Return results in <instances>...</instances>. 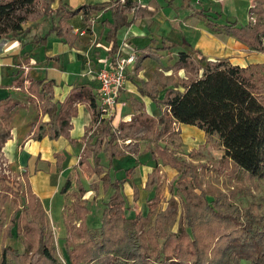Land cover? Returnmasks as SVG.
<instances>
[{
	"label": "trees",
	"instance_id": "obj_1",
	"mask_svg": "<svg viewBox=\"0 0 264 264\" xmlns=\"http://www.w3.org/2000/svg\"><path fill=\"white\" fill-rule=\"evenodd\" d=\"M34 4H39L42 22L49 25L44 36L30 38L29 44L36 47L45 46L48 35L71 45L75 37L70 34L69 19L80 14V21L91 26L92 13L108 11L109 20L104 19L102 25L106 28L103 39L111 45L107 52L110 59L118 48V31L140 19L152 18L155 13L131 0L123 3L107 0L77 8L69 7L62 0H0V40L10 38L21 42L26 38L29 29H21L24 19L15 13L26 12L25 7ZM254 5L249 9V14L255 16L253 22L244 26L228 22L220 30L249 50L264 53V0H255ZM129 11H132V18L127 21L125 13ZM207 25L216 30L209 23ZM172 47L169 45L166 50ZM188 48L190 54L179 53L176 62L165 69L174 74L183 70V77L172 80L159 76L154 82H146L136 89L139 97H145L159 109V114L150 117L138 112L129 122H119L117 129L111 125L113 118L99 120L96 93L90 88L74 86L63 101L53 102L50 96L45 97V87L50 91L51 82L42 85L41 81H33L28 87L27 92L38 100L40 115L47 118L35 125L34 139L56 140L62 136L75 115L76 103L87 105L90 115L87 130L98 122L90 135L85 131L82 136L84 159L81 160L92 159L88 176L96 177L100 187L110 190L111 194L101 210L100 226L94 232L85 225V201L81 198L86 191L79 188V198L73 205L78 213L76 231L81 241L64 251L65 264H264V214L260 206L254 203L253 207L248 205L240 209L230 195L218 193L209 197L199 188L197 164L179 158L172 146L161 144L168 135H178V130L174 131L175 124L192 126L203 133L205 142L208 138H216L222 151L221 170L233 168L249 181L264 179V66L241 67L229 63L226 58L206 61L198 51ZM153 56L140 55L135 63L145 57L156 59ZM15 84L21 86L20 77ZM14 105L17 103L10 100L1 102V117L5 116L3 110L9 111ZM135 125L144 128L148 140L143 151L146 150L154 161L152 170L146 175L144 190L149 192L155 186L159 166L173 169L182 185L181 214L174 207L173 198L166 201L164 208L155 211L157 199L153 196L145 201L147 212L144 216L139 211L132 217L125 215L127 207L122 187L131 180L135 166L123 170V177L117 179L112 161L122 154L118 142L123 137L131 138L129 133L122 135L123 127L132 129ZM95 149L104 154L105 166L99 163ZM198 153L191 150L187 157H196ZM141 165L137 162V166ZM69 184L66 179L60 194L66 192ZM237 186V192H242V184ZM25 187L27 206L20 231L23 251L0 247V264H60L41 205L27 184ZM136 200V188L132 186V202ZM12 226L10 224L9 228ZM173 227H177L176 232L172 231Z\"/></svg>",
	"mask_w": 264,
	"mask_h": 264
},
{
	"label": "crops",
	"instance_id": "obj_2",
	"mask_svg": "<svg viewBox=\"0 0 264 264\" xmlns=\"http://www.w3.org/2000/svg\"><path fill=\"white\" fill-rule=\"evenodd\" d=\"M105 1L107 0H62L63 3L71 8H77L81 5H91ZM131 1L135 2L140 7H146L148 11H155V13L152 18L146 17L140 19L135 23L130 24L128 27L120 29L116 36L117 47H119L122 41H126V43L132 49H134L137 57L140 55H154L153 57L156 58L152 59L150 57H145L139 63H135V66L138 67L136 76L140 78L142 82L139 83L140 80L135 82L133 79V82L136 85H133L132 95L128 96L132 97V104H138V109H140L138 112H144L150 117H155L159 114V110L156 109L153 111L154 105L145 97H139L136 89L142 84L149 81L154 82L158 78L157 77L156 79H153L150 73L145 71L147 68L155 65V63H159L158 52L168 53L174 47L178 48V46L181 45L183 47H187V49L190 47L193 50L198 51L204 58L206 57V61H214L217 59H222V57L226 59L229 58L228 50L230 47L235 43L239 45L240 43L234 41L232 38L221 32L220 28L223 25H218L216 22V20L219 18V15L214 14L215 11H212L211 8H208V5L215 4L217 2L219 3L221 0ZM92 14H95L93 17V19L95 18V21L93 22L91 29L86 34L81 35V37H77L75 34H73L74 29L79 28L81 24H83L80 21V14L67 21L68 25L71 27L70 34L75 37V40L71 45L62 43L53 35L47 36V43L45 46L36 47L29 44L30 38L32 36H39L32 35L30 33V29L34 27V25L40 26L42 23L31 24L28 27L22 28H28L29 30L28 35L25 39H22L21 42L10 38H4L0 40V96L6 95L4 98H0V103L6 100L17 103V105H14L9 111L7 137L1 144L0 157H2L1 159L5 166L9 165L12 167L21 168L22 163L26 159V153L24 151H20L24 149L29 153L27 163L28 173L25 179L31 194L34 195V197H39L40 200L36 197L35 199L38 202H41V207L43 203L42 200L46 199L45 193L48 188H50V183H52L49 181L51 178L48 179L50 171L49 167L51 166V164H48L50 163V158L55 160V164L57 162L59 163V159L62 157H64V164H66V161L68 162L73 159V163L70 164L71 166H74L76 164V161L74 160L80 161L83 156V134L86 131L88 136L93 130H91L92 127L90 130H87L90 123V115L87 105L85 103H76L75 115L69 120V127L62 136L56 140H49L47 137H42L39 140L34 139L32 136L35 125L38 122H45L47 118L46 116L40 115V111L38 109V100L32 94H29L27 89L33 81H41L42 85H46L48 82H51L52 85L51 90L49 91V96L53 102L63 101L68 92L74 86H84L87 88H89L88 86H92L96 89L97 82L94 80V75L96 76L97 70L101 67L100 61L107 57V53L103 48L106 45H110L103 39L106 33V28L102 25L104 19L109 20V12L100 11ZM125 15L127 21H130L132 18V11L125 13ZM160 17L161 19H159ZM212 18L214 19L213 21L211 20ZM72 22H74V25L71 24ZM193 22H197L199 25L196 26L193 24ZM161 23L163 24L160 25L159 28L161 32H157V30L150 31L153 26L157 24L159 25ZM207 23L216 27V30L213 31L210 29ZM163 28L164 30H172L174 28L179 29L181 33V40L177 42L167 38L164 34H162ZM182 28H184L186 32L181 30ZM153 42L154 44H152ZM169 45H173V47L169 50H166V47ZM39 48H42L43 50L40 53V57H37L35 52ZM229 62L231 63L230 59ZM155 66H153L151 72L155 70ZM132 67L133 65L127 69L126 74L132 69ZM142 72L143 77L145 76L144 78L142 77ZM164 72L166 71L164 70ZM175 74L177 77H183L182 70H177ZM175 74L173 73L172 75L176 76ZM19 77L22 80L21 86L15 84L16 79ZM162 78L164 79L165 77ZM129 86L130 85L124 81L121 91L118 95V107L111 123L113 129L115 127V129H117V124L119 122H123L124 120L125 122L123 123L129 122L127 119H130V117L134 115V113H132L133 111L131 110V106L128 104V100H125V95L127 94L126 91H129ZM21 90H23L24 93H22ZM161 96L162 92L159 94V98H161ZM22 98L25 100L22 101ZM31 108L35 110L36 117L31 115L29 118L28 113L29 109ZM17 109L22 110L25 115L19 121H15L14 125V112ZM138 112L135 111V113ZM22 128H25V130H22ZM17 130H22V134H16ZM177 130L180 132L178 149L183 150V148L186 149V146H192L193 143L189 139L191 135L198 139H205L203 133L201 131H197V129H194L192 126L175 124L174 131ZM124 139L128 142L130 140L127 137H124ZM80 143H82V147ZM203 143L204 140L202 144ZM199 144H201V142ZM191 148L193 147H190V149ZM76 150L79 151V155H76ZM38 153L40 154V157L39 160L35 162V157ZM119 157H124L125 160L129 158L127 154L122 153L113 159L112 164H114V166L115 159L119 160ZM148 163L150 162H146L145 165L143 164L144 166H137V162L132 165L140 168L144 174L142 177V184L140 187H136L138 191L137 198L143 197V200V194L149 193L144 190V183L146 181L145 176L152 170L150 164ZM135 172L136 169H134V173ZM117 173H119V171H117L116 174ZM84 196L81 198V200L85 201V204H83L85 208L87 203ZM139 201L136 203V205V201L133 202L132 208L134 209V212L139 211L140 209V205H138Z\"/></svg>",
	"mask_w": 264,
	"mask_h": 264
},
{
	"label": "rangeland",
	"instance_id": "obj_3",
	"mask_svg": "<svg viewBox=\"0 0 264 264\" xmlns=\"http://www.w3.org/2000/svg\"><path fill=\"white\" fill-rule=\"evenodd\" d=\"M254 1L255 0H221L219 3L216 1L217 3L208 5V8H211L212 11H215L214 14L219 15V18L216 20L218 25H225L228 22H235L238 26H244L248 22L254 21L255 16L249 14V9L254 5ZM25 8L26 12L24 10H21L15 13V15L23 17L24 19V21L20 25L21 29L28 27L31 24L42 23L40 24V26L34 25V27L30 29V33L32 35L44 36L48 31L49 25L47 22L41 21L43 20V17L39 4H34L31 7ZM94 15L95 14L90 15L91 26L80 23L81 26L77 29H74L73 34H75L77 37H81V35H79L80 32H82L83 35L86 34L91 29L92 24L95 21V18L93 19ZM159 19H161V17ZM211 20L213 21L214 19L212 18ZM71 24L74 25V22H72ZM193 24L196 26L199 25L197 24V22H193ZM160 25L163 24H157L155 25L156 27L153 26L150 31L157 30V32H161V30L159 29ZM214 28L216 29V27ZM181 30H184L186 32L184 28H182ZM162 32V34L173 41L175 40L179 42V40H181V33L179 29L174 28L172 30H164L163 28ZM262 42L263 41H261V43ZM152 44H154V42ZM42 50V48L36 50L35 53L37 57H40V53L42 52ZM179 53L190 54V51L189 48L187 49V47H183L180 45L178 46V48L174 47L168 53L158 52L159 63H155L156 66L153 65L156 67L155 70L151 72L153 69V66H151L145 71L150 73L153 79H156L159 76L165 77L164 79H176L175 77H177V75H172L174 72H172L171 70H166V72H164V70L167 67H171L173 63H175ZM228 56V61L230 59L231 63L234 65L242 67L254 64L264 66V53L249 50L242 44L239 45L235 43L234 45H232L228 50ZM201 65L204 64L201 63ZM137 69L138 67L133 64L132 69L127 72L125 80V82L130 85L128 87L129 91H126L127 94L125 95V100H128V104L129 106H131V110L133 111L132 113H134L133 116L137 114L135 113V111L138 112L140 111V109H138V104L134 105L131 103L132 97L128 96L132 95L133 85H136L133 82V79L135 80V82L140 80V78L136 76ZM94 80H96L95 75ZM141 82L142 81L140 80L139 83ZM88 87L91 88V91H94L95 89V87L92 86ZM21 92L24 93L23 90H21ZM45 94V97H49L50 95L47 87H45ZM4 96H0V98H4ZM24 98H22V101L25 100ZM153 107V111H155L156 109L159 110L156 106ZM3 111L6 112H4L5 116L3 118L1 117L2 115H0V141L7 137V126L10 110ZM28 114L29 118L31 115H33V117H36L35 110L33 108L29 109ZM24 115L25 114L24 112H22V110L17 109L14 112L13 124L15 125V121H19ZM133 116H131L130 118H132ZM117 125H119V123ZM22 130H25V128H22ZM22 130H17L16 134L19 133L21 135ZM126 133L131 134L129 142L123 137L118 142V147L122 150V153L127 154L129 158L125 160L124 157H119V160L115 159L114 161L115 166L113 164L114 169L117 168V171H119V173H117L115 176V178L118 179L123 177V170L131 167L136 162H142V164L144 165L146 164V162H150L148 164H150L151 169L154 166V161L149 158V154L146 152V150L143 151L144 147L147 145L148 140L144 134V128H139V126L137 127L135 125L132 129H129L124 126L122 129V135H125ZM179 134L180 132L178 133V135L176 133L168 135L164 142L161 144L172 146L175 149V152H177V156L179 158L181 157V159L187 162L197 164L195 172L197 174L199 188L203 191V193H205L209 197L214 196L218 193L230 195L233 199V203L240 209H243L248 205H250V207H253L252 204L255 203L260 206V211H262L261 214H264V179L249 181L247 179H243V176L237 173L233 168L221 170L219 159L222 155V151L216 138H208L205 142V139H198L195 136L191 135L189 139L193 143L192 146H186V149L183 148L182 150L178 149V141L180 139ZM203 140L204 143L202 144ZM198 142H201V144H199ZM80 144L82 147V143ZM190 147L193 148L190 149ZM191 150L199 151L198 155L193 158L187 157V153ZM22 151L26 153V159L22 163L21 168L12 167L9 165L5 166L1 159L2 157H0V247H10L12 249H16L18 252L23 251V246L21 245L22 235H20V231L21 227H23L22 216L24 213V209L27 206L26 196H24L25 194L27 195V192L24 191V188H26L25 184H27L25 178L28 173L27 163L29 158V153L24 149H22L20 152ZM75 152L76 155H79L78 150H76ZM94 153H96L99 159V163L105 166L106 160L104 154L98 151V149H95ZM39 157L40 154L38 153L35 157V162L39 160ZM82 159H84L83 156ZM74 161H76V164L74 166H71L70 164L73 163V159L68 162L66 161V164H64V157H62L61 159H59V163L57 162L55 164V160L53 158H50V163L48 164H51V166L49 167L50 171L48 179L51 178L49 181H51L52 183H50V188H48L45 193L46 199L42 200L43 203L41 207L44 212V217L47 221L48 228L52 234V246L54 249V253L57 261L60 264H65L63 255L64 251L66 249H69L72 244H76L81 241V236L76 231V227L78 226V213L76 207L73 205L74 200L76 198H79V188L86 191V194L84 196L87 203L85 205L84 214L85 225L88 230L94 232H96L100 226L99 218L101 210L109 195L111 194L110 190H106L100 187L96 177L88 176V168L92 167L93 165V161L91 158H87L85 161L80 160L82 161L80 164H77L79 160ZM135 169L136 172L132 176L131 180L125 183L122 188L125 205L128 207L125 212V215L127 217L133 216L134 213V209L132 208L133 202L131 198V186H134L135 188L140 187V185L142 184V177L144 175L140 168L135 167ZM158 169L159 172L155 186L151 191H149V193L142 192L145 193L143 194L144 200L143 197H140L137 198L138 200H136L135 202L136 205V203H138V201L140 200L138 204L140 205L139 212L143 216L147 212L145 201L152 198L153 196H155L157 199L155 211L164 208L166 206V201L173 198V201L175 202L174 207L176 206V210H178V213L180 212V203L182 201V185L175 177L176 172L173 169L163 166H159ZM66 178L69 179L70 187L66 190L65 194H59L60 189L64 186ZM240 183L242 184L243 191L237 192V188L235 189V187H238L237 185ZM93 189H96V191H94ZM136 192L138 197L137 189ZM195 192H198V190ZM35 197L39 199V197ZM10 224L13 225L11 229L9 228ZM8 228L10 229L9 231ZM176 230L177 227L172 228V231L176 232Z\"/></svg>",
	"mask_w": 264,
	"mask_h": 264
},
{
	"label": "built area",
	"instance_id": "obj_4",
	"mask_svg": "<svg viewBox=\"0 0 264 264\" xmlns=\"http://www.w3.org/2000/svg\"><path fill=\"white\" fill-rule=\"evenodd\" d=\"M123 1L120 0L121 3ZM79 35H83V33L80 32ZM110 47L111 45H106L103 49L107 53ZM135 59L136 53L134 49L126 41H122L111 59L106 57L100 61L101 67L97 70L95 76L97 82L95 93L99 104V120L114 118L118 107L119 90L125 81L127 69L135 63ZM97 124L98 122L92 126L91 130Z\"/></svg>",
	"mask_w": 264,
	"mask_h": 264
}]
</instances>
